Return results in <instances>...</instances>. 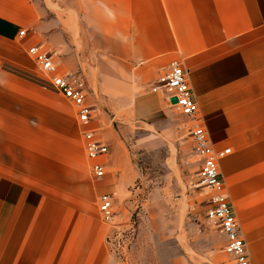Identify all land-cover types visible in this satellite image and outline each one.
<instances>
[{
    "label": "crops",
    "instance_id": "0c3cea01",
    "mask_svg": "<svg viewBox=\"0 0 264 264\" xmlns=\"http://www.w3.org/2000/svg\"><path fill=\"white\" fill-rule=\"evenodd\" d=\"M63 36L79 42L80 56L69 52L76 60L81 57L80 69L96 94L99 116L90 125L96 129L108 123L109 113L124 122L170 120L166 93L150 89L171 60L181 62L213 149H229L219 171L249 264H264V0H0L1 86L17 83L18 78L9 81V74L24 67L25 50L33 45L54 51L59 72L72 73L71 60L59 59L58 52L66 50ZM22 81L29 104L47 98V90ZM50 100L54 110L61 104L72 109V127L62 124L63 180L53 173L55 162L40 167L33 156L39 153L36 147L19 152L31 155L27 162L1 163L0 264H115L107 233L128 228L130 221L123 220V212L115 213L111 229L100 219L97 200L101 193L129 196L124 204L130 206L127 187L135 175L129 167L121 169L119 161L117 170L110 169L109 144L103 141L107 172L94 177L74 109L63 97ZM155 199L156 194L149 200L150 217L156 216ZM152 233L164 243V227H152ZM211 234L220 249L207 252L200 244L194 257L182 251L171 264H233L223 252L225 237L217 230Z\"/></svg>",
    "mask_w": 264,
    "mask_h": 264
},
{
    "label": "rangeland",
    "instance_id": "374dc122",
    "mask_svg": "<svg viewBox=\"0 0 264 264\" xmlns=\"http://www.w3.org/2000/svg\"><path fill=\"white\" fill-rule=\"evenodd\" d=\"M61 44L66 50L63 48L58 52L59 59L71 60L70 74L81 77V84L90 93L89 100L96 109V94L90 87L91 81L80 69L81 57L76 60L77 56L72 57L69 52L73 49L80 56L79 42L64 38ZM27 58L23 62L24 67L20 66L15 73L9 74V81L18 78L17 83L9 82L8 88L0 84V168L3 162H27L31 155L19 152H26L21 150L23 147H36L40 150H36L39 153L33 156L42 164L40 167L44 169L46 162H55L58 171L53 173L60 182L66 164V139L62 133L66 128L62 124L71 126L72 109L64 104L57 105L56 110L50 107V98L53 96L60 101L61 95ZM22 80L47 90V98L35 106L29 104L28 89ZM169 109L171 116L168 121L154 117L152 121L124 122L119 121L115 113H109L108 123L104 122L97 129L100 138L109 144L110 169L117 170L114 163L119 161L121 169L129 167L131 174L135 175L127 187L131 196L130 206L124 204L129 196L125 200L117 195L113 197L115 213L123 212V220L130 221L128 228L113 231L117 233L121 246L118 264H160V257H164V264H171V259L182 251H186L188 257H194L193 251L199 252L200 244H206L207 252L221 248L220 242L211 234L214 227L205 218L207 196L197 183L199 162L188 134V120L173 107ZM55 113L57 122L54 124ZM20 116L35 119V122H22ZM98 116L99 111L96 113ZM30 130L38 133L34 137L27 135ZM154 194L156 216L150 217L149 200ZM112 224L109 225L111 229ZM152 227H164V243L152 233ZM111 232L107 233L106 243Z\"/></svg>",
    "mask_w": 264,
    "mask_h": 264
},
{
    "label": "built area",
    "instance_id": "2783aa9c",
    "mask_svg": "<svg viewBox=\"0 0 264 264\" xmlns=\"http://www.w3.org/2000/svg\"><path fill=\"white\" fill-rule=\"evenodd\" d=\"M24 33L25 29H22L18 36L22 37ZM25 53L34 66L46 76L49 84L74 109L76 121L82 126L81 138L84 152L91 161L90 172L96 178L104 176L107 172V164L102 157L107 154L108 146L100 138L97 129L90 127L96 118V111L94 106L87 102V92L80 79L72 74L60 73L56 61L57 55L50 49L33 45L28 47ZM150 90L152 92L164 91L169 100L175 98V102L171 103L172 107L188 120V134L199 162L196 172L197 183L205 190L207 196L205 218L215 230L225 237L223 252L231 257L233 264H249L246 243L219 171V161L229 153V149L221 152L213 149L204 123L198 115L197 102L192 94L187 72L181 62L171 60L167 71L158 77ZM113 204L111 194L101 193L98 196V213L100 219L106 224L113 223L115 216ZM107 244L111 253L116 257L115 264H118L121 260L119 251L121 246L117 240V233H111Z\"/></svg>",
    "mask_w": 264,
    "mask_h": 264
},
{
    "label": "water",
    "instance_id": "95a60500",
    "mask_svg": "<svg viewBox=\"0 0 264 264\" xmlns=\"http://www.w3.org/2000/svg\"><path fill=\"white\" fill-rule=\"evenodd\" d=\"M170 101H171V103H174L175 102V98H171Z\"/></svg>",
    "mask_w": 264,
    "mask_h": 264
}]
</instances>
